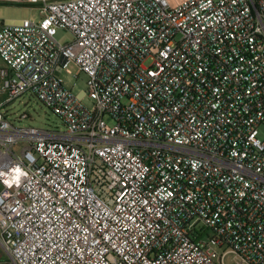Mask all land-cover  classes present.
Listing matches in <instances>:
<instances>
[{
	"label": "built area",
	"instance_id": "obj_1",
	"mask_svg": "<svg viewBox=\"0 0 264 264\" xmlns=\"http://www.w3.org/2000/svg\"><path fill=\"white\" fill-rule=\"evenodd\" d=\"M3 1L40 13L0 29L4 254L264 264V0ZM69 65L91 107L55 75ZM23 94L64 129L13 124Z\"/></svg>",
	"mask_w": 264,
	"mask_h": 264
},
{
	"label": "rangeland",
	"instance_id": "obj_2",
	"mask_svg": "<svg viewBox=\"0 0 264 264\" xmlns=\"http://www.w3.org/2000/svg\"><path fill=\"white\" fill-rule=\"evenodd\" d=\"M40 18V13L37 5L29 4H18L10 1L0 0V29L3 24L18 23L25 19L37 20ZM55 39L61 43H67L72 40V35L67 30L57 29ZM2 64L0 60V65ZM76 71L74 65H69L68 68L62 69L58 66L55 70V75L62 78L64 86L71 89L76 95L82 96L81 100L83 104L87 107H91L93 101L89 99L86 95V77L84 74L80 73L77 78L73 77ZM6 93H0V102L5 101L7 98ZM7 113L8 118L13 124L23 127H35L39 129H49V130H60L64 129V126L60 119L46 106L36 99L34 96L29 94H23L22 96L16 98L13 103L3 108ZM25 113L28 118L18 120V117ZM109 123V121H107ZM260 137H264V123L261 124L259 128ZM231 256L225 258L226 264H233L230 260ZM0 264H14L7 256L4 254L0 247Z\"/></svg>",
	"mask_w": 264,
	"mask_h": 264
},
{
	"label": "crops",
	"instance_id": "obj_3",
	"mask_svg": "<svg viewBox=\"0 0 264 264\" xmlns=\"http://www.w3.org/2000/svg\"><path fill=\"white\" fill-rule=\"evenodd\" d=\"M2 62V61H1ZM3 66V63L0 65V67Z\"/></svg>",
	"mask_w": 264,
	"mask_h": 264
}]
</instances>
